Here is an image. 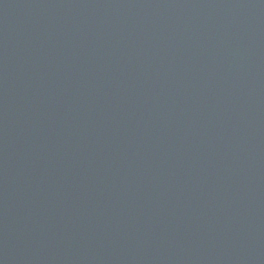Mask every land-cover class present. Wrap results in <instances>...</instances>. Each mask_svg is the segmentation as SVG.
Listing matches in <instances>:
<instances>
[{"label": "water", "instance_id": "water-1", "mask_svg": "<svg viewBox=\"0 0 264 264\" xmlns=\"http://www.w3.org/2000/svg\"><path fill=\"white\" fill-rule=\"evenodd\" d=\"M0 264H264V0H0Z\"/></svg>", "mask_w": 264, "mask_h": 264}]
</instances>
